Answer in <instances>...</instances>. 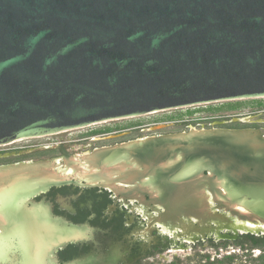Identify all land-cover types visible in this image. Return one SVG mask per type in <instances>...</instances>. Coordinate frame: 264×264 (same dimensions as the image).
<instances>
[{
  "label": "water",
  "instance_id": "water-1",
  "mask_svg": "<svg viewBox=\"0 0 264 264\" xmlns=\"http://www.w3.org/2000/svg\"><path fill=\"white\" fill-rule=\"evenodd\" d=\"M257 98L264 0H0V146ZM57 149L59 158L0 166V264H46L57 249L87 241L85 225L35 200L67 185L148 195L169 213L216 203L264 218L256 130L190 128L81 153Z\"/></svg>",
  "mask_w": 264,
  "mask_h": 264
},
{
  "label": "flooded vegetation",
  "instance_id": "flooded-vegetation-1",
  "mask_svg": "<svg viewBox=\"0 0 264 264\" xmlns=\"http://www.w3.org/2000/svg\"><path fill=\"white\" fill-rule=\"evenodd\" d=\"M215 104L219 105L210 108ZM217 109L220 111L210 113ZM171 111L180 113L173 120L175 124L156 132L144 126L131 132L83 134L82 128L15 141L0 147V166L59 158L57 146L74 154L136 138L188 132L190 128L253 129L264 137V98ZM133 132L137 137L125 139ZM109 136L122 137L107 140ZM36 139L44 141L21 145ZM35 200L48 203L54 216L89 230L87 241L57 249L46 264H264V218H240L243 214H234L232 207L212 203L205 211L169 213L154 205L148 195L126 196L74 185L51 188Z\"/></svg>",
  "mask_w": 264,
  "mask_h": 264
},
{
  "label": "rangeland",
  "instance_id": "rangeland-1",
  "mask_svg": "<svg viewBox=\"0 0 264 264\" xmlns=\"http://www.w3.org/2000/svg\"><path fill=\"white\" fill-rule=\"evenodd\" d=\"M219 104H215L214 106H211L210 108H216ZM231 110V109H228ZM220 110H215L210 113H216ZM179 111H167V112H160L157 114H152L140 118H135V119H125V120H118V121H113V122H106V123H101V124H96L93 126H90L88 128H84V130H81L80 132L83 134H88V133H103L107 131H115V130H126L131 132L130 129H140L144 126L154 128V127H159L161 125H170V124H175L173 123V120L177 118ZM171 122V123H169ZM167 123V124H166ZM149 128V129H150ZM129 129V130H127ZM136 130V131H137ZM137 137V134L133 132L132 134L128 135L125 139H132ZM44 140L41 139H36V140H31L28 142H24L21 145H27L30 143H38V142H43Z\"/></svg>",
  "mask_w": 264,
  "mask_h": 264
},
{
  "label": "built area",
  "instance_id": "built-area-1",
  "mask_svg": "<svg viewBox=\"0 0 264 264\" xmlns=\"http://www.w3.org/2000/svg\"><path fill=\"white\" fill-rule=\"evenodd\" d=\"M4 146V145H3ZM0 147H2V146H0Z\"/></svg>",
  "mask_w": 264,
  "mask_h": 264
},
{
  "label": "trees",
  "instance_id": "trees-1",
  "mask_svg": "<svg viewBox=\"0 0 264 264\" xmlns=\"http://www.w3.org/2000/svg\"><path fill=\"white\" fill-rule=\"evenodd\" d=\"M95 133V132H94Z\"/></svg>",
  "mask_w": 264,
  "mask_h": 264
}]
</instances>
